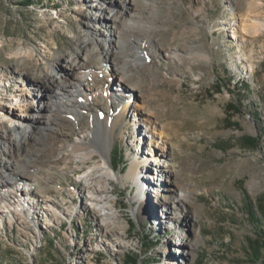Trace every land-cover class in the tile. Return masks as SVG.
<instances>
[{
  "label": "rangeland",
  "instance_id": "1",
  "mask_svg": "<svg viewBox=\"0 0 264 264\" xmlns=\"http://www.w3.org/2000/svg\"><path fill=\"white\" fill-rule=\"evenodd\" d=\"M82 1L92 4L91 0H0L1 68L19 64L34 75L45 69L44 53L60 50L71 61L84 52L99 35L87 37L88 6ZM111 1L116 11L125 7L123 0ZM137 4L142 9L135 18L153 28L141 31L128 25V16L123 18L126 24L119 35L127 42L123 50L117 49V56L126 82L108 68L88 76L83 89L91 100L78 119L63 114L71 125L63 140L44 138V132L56 128L48 123L38 127L37 144H28L36 149L30 155H16L17 143H12L18 168L28 172L36 188L29 192L16 180L11 186H17L23 198L32 196L34 211L27 205L7 209L0 203L6 210L0 219V264H264V31L255 37L236 30L249 16L264 20V0H138ZM109 24L100 21L97 27L114 36ZM230 29H235V38ZM140 32L148 40L139 42L138 49L135 40ZM112 45L101 39L99 49ZM167 47L175 48L183 60L169 56ZM138 50L148 53L147 61L133 58ZM28 52L33 56L19 59ZM198 54L210 59H198ZM14 80H0V105L15 106L12 98L22 88L29 94V104L37 105L34 92L43 90L37 91L29 79ZM117 94L123 96L121 101L112 97ZM128 102L131 111L113 128L109 144L117 178L110 180L105 195L115 203V221L104 224L85 199L80 182L88 166L101 160L100 154L77 169L72 163L59 166L58 157L67 141L72 144L82 136L79 131L89 126L91 118L109 117V122ZM147 117L156 122L151 128H146ZM0 121L5 126L0 131L17 125L9 118ZM94 127L101 129L97 121L90 130ZM91 134L84 136L88 142L94 140ZM85 150L93 147L75 154ZM161 158L168 167L158 164ZM134 161L139 163V175L146 170L161 173L163 182L168 175L164 170L173 171L174 183L167 184L191 189L185 208L172 211L173 216L158 224L169 205L162 199L177 198L155 187L144 189L142 181L136 182L138 177L127 179ZM155 177L147 175L145 181Z\"/></svg>",
  "mask_w": 264,
  "mask_h": 264
},
{
  "label": "bare ground",
  "instance_id": "2",
  "mask_svg": "<svg viewBox=\"0 0 264 264\" xmlns=\"http://www.w3.org/2000/svg\"><path fill=\"white\" fill-rule=\"evenodd\" d=\"M137 2L138 0H129L127 3V0H123L125 7L116 11L117 6L113 4L111 0H91L90 3L92 4L82 1V5L88 6L84 15V27L88 35L87 37L92 34L99 35V38L92 40L90 44H87L86 50L84 52H78L71 61L65 60L60 50L44 53V55H42V60L46 61L45 69L42 72L34 73V75H31L30 71L21 68L19 64H14L12 68L8 69L1 68L0 65V73L6 75V77L0 76V80L6 79V81L9 82L10 79H15L14 81L16 82H19L20 80L25 82L29 79L31 85L38 88L37 91L43 90L41 94L34 92V96L37 98L39 97L37 105L29 104V94H25V89L23 88L18 89L16 95L12 98L14 103H16L15 106L0 105V118H9L12 122L17 123L15 126H8V129L0 131V191L3 190L2 193L0 192V203L3 204L5 208L8 209L15 205H27L30 211L33 210L32 206L34 201H32V196L21 197V195H19V188L17 186H11L13 183L11 180H16L18 183H22L21 187L24 186L25 189L27 187L29 192L30 189L34 190L36 188L33 182L29 181L30 175L28 172L21 171L18 168V164L15 162V157L17 154L30 155V151L35 152L36 149L30 148L29 145L32 142L33 145L37 144L38 138L36 137V133L38 132V127L44 124L53 123L56 126L55 131L53 133L44 132V138L48 137L54 141L63 140L61 138L63 136L62 134L66 132L67 127L71 126L68 124L69 120L63 114H68L67 116L71 114L73 118L76 117L78 119L81 111L86 108L85 103L91 100L92 96L86 93L83 89V83L84 81H87L88 76L94 77L96 74L106 72L108 68V72L112 76H116L126 82V79H123L124 74L120 67L121 59L117 56V49L119 48L123 50L125 48V42H127H122L119 35L122 31L123 25L126 24L124 23L123 18H126L125 15L128 16L129 21H131L128 25L137 27L141 31H149L153 28L150 25L140 23L139 20L135 18L139 10L142 9ZM97 13H102L104 16ZM107 18H110V21L106 20ZM100 21H103V23H110L109 25L112 28V31L115 30L114 36L109 35L104 28L97 27ZM92 24L95 25L96 28L93 27ZM239 29L246 33H251L256 37L261 31H264V20L262 21L259 17L249 16L246 21H243L238 27H236V30ZM230 32L233 38L237 36L235 29H230ZM146 37L147 35L142 34V32L138 34L135 40V42L138 43L136 48L139 49L140 43L148 40ZM101 39L113 42V45L109 50L103 48L101 51V49H99V46H101ZM164 50L169 56L175 55L179 57V60H183L180 58L181 56L176 52L175 48L167 47ZM31 56L33 55L28 52L20 55L19 59L25 60ZM197 57L202 60L210 59V56L208 55L198 54ZM133 58L137 61L145 62L149 58V55L146 52L138 50L135 52ZM104 63H106V68L103 66ZM118 96L120 95L117 94L112 97L121 101L123 96ZM3 99L7 100L8 98ZM65 101L66 103L63 104L62 102ZM129 107H131L130 102L123 104L121 110L114 113L113 118L109 121L111 122V126L108 122V119H110L109 117H106L101 121L96 117L91 118L89 120V126L80 129L79 132L82 136L72 144H70V141H67V144H64V151L61 152L58 157V160H60L59 166H68L72 163L71 165H75L72 168L77 169L82 167L81 165L85 164L88 159H94L95 153L100 154L101 160L88 166V170L81 176L80 182L81 186L85 189L84 191L87 192L84 196L85 199L95 208V214L98 215L101 222L104 224L111 222L114 223L115 221V215L113 213L115 203L111 202L109 197L105 195V190L107 185L110 184V180L117 178V173L110 164L109 144L113 143V128L116 126L117 122L131 111ZM138 107L143 108V106L136 104V108ZM15 109L20 112H17ZM144 120H146V128H151L152 125L156 123L148 117L144 118ZM96 121L101 125V129L99 128L97 131L94 127V131H91V125ZM4 127V124L0 121V129H4ZM155 132L156 130H154V133ZM89 133H92L91 135L94 138V140L90 142L84 137ZM13 142L17 143V150L14 152L16 155L12 152ZM25 144L28 147H24ZM89 145L93 147V150H85L82 154H75L78 153V151H81V149H84L85 146ZM158 146L159 144L156 145V147ZM154 152L156 153V151ZM158 164L165 167L169 166L162 158L158 160ZM138 168L139 163L134 161L126 178L133 180L138 177L139 179H136V182L139 184V182L142 181L141 185L144 186V189L145 186L155 187L157 190L162 191L165 196H172L173 200L177 198L175 201L167 200L165 198L162 199L164 202H168L169 205H166L168 206L167 212L164 211L162 213L163 216H161L160 221L158 220V224H163V218L173 216L172 211L175 213L179 209L181 210V208H185V199L188 197L191 189L186 187V189L182 190L178 187L174 188L169 186L167 183H174L170 180L175 177L173 171L169 169L164 170L168 175L167 179L163 182L161 173L155 174V172H152V174H150L146 170L147 175H156L154 180L149 182L145 181V176H147L146 173L145 175H139ZM174 185L176 186V184ZM180 192L182 194H179ZM5 211L6 210L0 209V219L2 213ZM185 227H189L187 222ZM190 229H192L193 238L196 239V231L193 228ZM195 245H197V241L192 246ZM192 246L190 245L188 248L183 249V253L190 250ZM118 247L121 248L122 244H118Z\"/></svg>",
  "mask_w": 264,
  "mask_h": 264
},
{
  "label": "trees",
  "instance_id": "3",
  "mask_svg": "<svg viewBox=\"0 0 264 264\" xmlns=\"http://www.w3.org/2000/svg\"><path fill=\"white\" fill-rule=\"evenodd\" d=\"M29 1V0H28ZM131 261H134V259L131 258Z\"/></svg>",
  "mask_w": 264,
  "mask_h": 264
}]
</instances>
